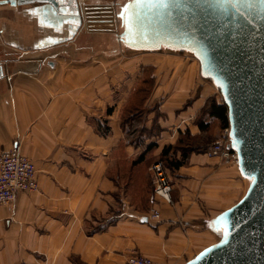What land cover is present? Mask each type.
I'll return each instance as SVG.
<instances>
[{
	"label": "crops",
	"instance_id": "1",
	"mask_svg": "<svg viewBox=\"0 0 264 264\" xmlns=\"http://www.w3.org/2000/svg\"><path fill=\"white\" fill-rule=\"evenodd\" d=\"M56 1L63 19L46 3H0V150L16 146L33 162L37 184L0 203V264H125L132 252L180 264L216 240L209 220L244 194L249 179L220 156L192 153L188 164L167 167L168 202L154 194L149 165L179 130L198 132L192 119L220 92L177 51L155 57L149 101L160 99L163 130L140 147L126 144L120 116L138 73L131 57L139 55L124 51L116 64L109 50L90 45L109 32L105 8L117 13L126 0ZM93 21L102 30L89 28ZM151 142L128 175V163Z\"/></svg>",
	"mask_w": 264,
	"mask_h": 264
},
{
	"label": "water",
	"instance_id": "2",
	"mask_svg": "<svg viewBox=\"0 0 264 264\" xmlns=\"http://www.w3.org/2000/svg\"><path fill=\"white\" fill-rule=\"evenodd\" d=\"M0 3H46L60 14L56 0ZM117 16L126 47L193 54L227 107V147L249 179L209 220L219 237L180 264H264V0H126Z\"/></svg>",
	"mask_w": 264,
	"mask_h": 264
},
{
	"label": "trees",
	"instance_id": "3",
	"mask_svg": "<svg viewBox=\"0 0 264 264\" xmlns=\"http://www.w3.org/2000/svg\"><path fill=\"white\" fill-rule=\"evenodd\" d=\"M148 69L150 72L149 80H146L143 77L137 80L136 87L130 96L131 99L128 104L126 103L122 108L120 116V126L125 133V142L126 144H129L135 148L144 145L143 142L148 139L157 138L162 131L161 127H158L157 131H153V129L148 130L151 128H148L145 124L147 120L145 115V118H142L141 120L143 109L146 113L148 112V114L153 110L155 111L156 109L154 107L149 109L145 108L150 93L147 95L143 94L144 89H146L144 85H150L151 90V87L154 83L153 76L151 75L152 66L147 65L143 67L144 72ZM153 124H155V122ZM194 124L198 127V132L192 133L189 128L179 130L175 141L165 145L161 152L153 159L160 160L163 164H165L166 167H168L170 171H173L183 164H188L189 157L192 153H206L214 141V127H228L227 107L224 104L222 98L221 102H219L215 95L208 97L198 112V115H196ZM101 127L102 130L100 131ZM96 128L101 134L108 133V127L106 126L98 124L96 125ZM155 146L156 144L154 142L147 144L144 151L141 152L134 160L128 163V175L133 174L132 172L135 171L136 165L143 161L146 153L151 151ZM151 184L153 190L152 181ZM149 195L147 198H145L144 204L146 206L150 204Z\"/></svg>",
	"mask_w": 264,
	"mask_h": 264
},
{
	"label": "built area",
	"instance_id": "4",
	"mask_svg": "<svg viewBox=\"0 0 264 264\" xmlns=\"http://www.w3.org/2000/svg\"><path fill=\"white\" fill-rule=\"evenodd\" d=\"M93 13L96 14L97 11L95 10ZM104 13L109 20H106L108 22H106L103 27L104 29L108 28L106 30H112L117 20L116 10H114L111 6V8H105ZM92 23L94 24L89 28L99 27L98 30H100V26H97L95 21L89 24ZM228 142L229 135L227 128L224 133L220 135V137L214 140L212 146L206 154L209 156H220L221 158L231 159L235 164H237L236 152L227 147ZM149 172L153 183L154 194L168 202H171L172 183L165 164H163L160 160H156L149 165ZM36 187L35 167L33 162L26 156L22 155L16 146L6 150H0V203L10 204L13 202L17 191H31ZM152 215L158 216L159 212L154 209L152 211ZM125 264L164 263L140 252H132L126 258Z\"/></svg>",
	"mask_w": 264,
	"mask_h": 264
},
{
	"label": "rangeland",
	"instance_id": "5",
	"mask_svg": "<svg viewBox=\"0 0 264 264\" xmlns=\"http://www.w3.org/2000/svg\"><path fill=\"white\" fill-rule=\"evenodd\" d=\"M25 5V4H23ZM117 11V10H116ZM98 29L99 27H94L93 29ZM102 30V29H100ZM103 30H106V29H103ZM122 31L121 29V25L120 23L118 22H115V25L113 26V29L112 30H109V32H104L105 34V39L102 41V42H99L97 39L93 40V42H91V44L89 42H83L82 45L86 46V47H89V44L91 45V47H93L94 49H104V50H109V54L111 55V60H112V63H116V64H122V60H123V56L124 54H122L124 51H127L130 50L131 48H128L126 47L119 39V34L120 32ZM103 46V47H102ZM133 50V49H132ZM159 50V49H158ZM173 50V49H172ZM171 49L169 48H166V47H162L161 50H159L158 52H150L152 50H135V52L131 51V53L133 54H138L139 56H135L134 57H131L133 58L132 61L130 62L132 64V66H135V69L138 67V73L136 75V80L134 81V83L132 84L131 86V89L128 93V96H127V101L126 103L128 104V102L130 101L131 99V94H132V91L134 90V88L136 87V82L137 80H139L141 77L145 78L146 80H149L150 78V72H149V69L147 71H143V67L144 66H147V65H151L152 66V71H151V75L153 76V79H154V83L151 87V90H150V85H144L146 87V89H144V92L143 94H149L150 93V96H149V99L151 98L152 94H153V91L154 89L156 88V75L154 73V66L152 64L154 63H158V58L161 60L163 59H166V56L168 54H170V57L171 58H175L172 53H176L174 51H177L178 55H180V57H185V58H188L192 61H195L198 63V61L196 60V58L193 56L192 53L186 51V50H173V52L171 53H168L169 51H172ZM156 55V56H154ZM141 56H142V59H141ZM154 56V57H152ZM155 57H158V58H155ZM178 57V56H176ZM140 58V59H139ZM169 58V57H167ZM179 58V57H178ZM121 61V62H120ZM151 62H154V63H151ZM139 65V66H138ZM199 66V64H198ZM137 71V70H136ZM136 73V72H135ZM217 97V100L219 102H221V99ZM157 98V97H154V99ZM147 101L146 105H145V108H151V107H154L156 108L155 111H151L149 114L148 112L146 113L145 110L143 109L142 110V117H141V120L142 118H145L144 115L146 116V126L148 128H151V129H148V130H152L153 131H157L158 127H161L160 123H159V120L160 119H164V116L165 114L163 112H161L159 110V107H158V100H160L159 98H157L158 100H152V101ZM124 107V106H123ZM134 109V108H133ZM132 109V110H133ZM131 110V111H132ZM159 110V111H158ZM122 112V111H121ZM146 113V114H145ZM198 115V113L196 114ZM196 115L194 116V118L192 119L191 123H194V119L196 117ZM158 123H157V122ZM155 122V124H153ZM153 124V125H152ZM155 125V126H154ZM162 128V127H161ZM187 128V127H186ZM228 128V127H227ZM227 128H220L218 127V131H217V135L214 137V140L218 137H220V135L222 133H224V131L227 129ZM185 129V128H184ZM163 130V128H162ZM190 130V129H189ZM153 139V138H152ZM150 140V139H149ZM145 141V140H144ZM146 142V141H145ZM143 142V143H145ZM214 142V141H213ZM229 143V142H228ZM224 159V161H227V162H230L231 164H235L231 159H226V158H222ZM156 161V160H154ZM153 161V162H154ZM152 162V163H153ZM151 163V164H152ZM219 237V234L215 232V239H217Z\"/></svg>",
	"mask_w": 264,
	"mask_h": 264
},
{
	"label": "bare ground",
	"instance_id": "6",
	"mask_svg": "<svg viewBox=\"0 0 264 264\" xmlns=\"http://www.w3.org/2000/svg\"><path fill=\"white\" fill-rule=\"evenodd\" d=\"M120 9V8H119ZM119 9H118V12H119ZM120 20V19H119ZM121 29H123L122 27H121ZM161 49V48H160ZM156 50H158V49H156ZM199 64V63H198Z\"/></svg>",
	"mask_w": 264,
	"mask_h": 264
}]
</instances>
